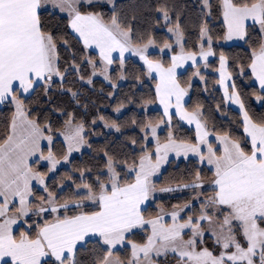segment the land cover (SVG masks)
I'll list each match as a JSON object with an SVG mask.
<instances>
[{
    "label": "snow or ice",
    "instance_id": "1",
    "mask_svg": "<svg viewBox=\"0 0 264 264\" xmlns=\"http://www.w3.org/2000/svg\"><path fill=\"white\" fill-rule=\"evenodd\" d=\"M0 264H264V0H0Z\"/></svg>",
    "mask_w": 264,
    "mask_h": 264
}]
</instances>
